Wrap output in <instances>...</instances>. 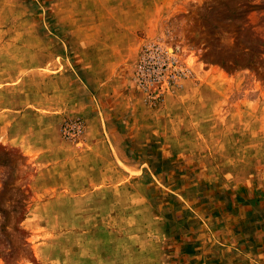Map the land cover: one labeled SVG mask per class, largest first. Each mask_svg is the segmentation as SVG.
<instances>
[{"label": "rangeland", "instance_id": "1", "mask_svg": "<svg viewBox=\"0 0 264 264\" xmlns=\"http://www.w3.org/2000/svg\"><path fill=\"white\" fill-rule=\"evenodd\" d=\"M118 41H137L124 61ZM148 44L172 51L180 80L135 83ZM13 111L0 264H178L177 222L264 201V0H0V113Z\"/></svg>", "mask_w": 264, "mask_h": 264}, {"label": "crops", "instance_id": "2", "mask_svg": "<svg viewBox=\"0 0 264 264\" xmlns=\"http://www.w3.org/2000/svg\"><path fill=\"white\" fill-rule=\"evenodd\" d=\"M103 42L105 43L104 45H108V41ZM118 42L119 48L117 52L114 50L116 45H112L114 50L112 59L115 61H124L126 60V55H123L121 51L124 47L126 51L132 50L136 46L137 41ZM83 53H79L80 58L77 60V63L82 64L86 61L97 60V57L86 58ZM58 58L62 61V58H66V56L55 55L52 62H55ZM100 60L103 59L101 58ZM81 68L85 75L88 76V71L85 69V66ZM52 71L54 72L52 77H55V80H59L63 75L68 76L69 71L71 72V66L67 69L64 63L62 73L55 67H53ZM67 79H70V75ZM65 85L67 84L65 83ZM67 96L69 99L70 96ZM70 102L72 104V100ZM67 103L61 105V109H65V112L61 114L66 113L68 108ZM13 112H17L15 117L11 114L0 113V134L7 142L15 137V132L12 128L18 127L20 124L19 117L24 116L23 113L20 114V111ZM35 116L39 120L44 117L38 113H35ZM59 117L58 119H60ZM15 118L17 119L16 121ZM17 136L18 138H15L17 141L16 145L24 150L27 145L25 139L18 134ZM57 149L58 147L56 146L55 153H58ZM22 152L24 156H27L25 151ZM233 200L235 204H230V200L226 201L219 205L222 208L213 207V211L208 215L196 214L195 217L177 222V225H180L177 227L174 239L180 241L177 244V251L174 258L178 264H264V215L262 214L263 204H260V202L264 203V201L255 198L246 201L241 198ZM250 204L256 206V208L262 207V209L260 211L258 210V212L257 209L254 210L250 207ZM239 206L244 208L248 206L249 209H245L244 212L241 210L238 211L237 207Z\"/></svg>", "mask_w": 264, "mask_h": 264}, {"label": "built area", "instance_id": "3", "mask_svg": "<svg viewBox=\"0 0 264 264\" xmlns=\"http://www.w3.org/2000/svg\"><path fill=\"white\" fill-rule=\"evenodd\" d=\"M182 69L177 57L171 50L158 44L144 46L134 65L133 79L145 90H151L164 82L178 81ZM82 125L66 123L61 128V135L67 140H75L82 134Z\"/></svg>", "mask_w": 264, "mask_h": 264}]
</instances>
